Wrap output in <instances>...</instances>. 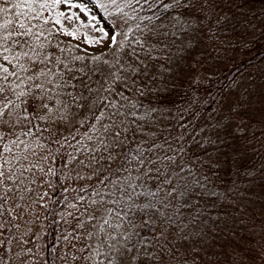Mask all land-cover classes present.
<instances>
[{
    "label": "snow or ice",
    "instance_id": "snow-or-ice-1",
    "mask_svg": "<svg viewBox=\"0 0 264 264\" xmlns=\"http://www.w3.org/2000/svg\"><path fill=\"white\" fill-rule=\"evenodd\" d=\"M227 20L221 0H0V264H36L20 220L49 197L37 187L75 210L57 208L77 221L65 264H201L209 225L239 204L217 173L243 124L201 118L195 95L159 113L138 97Z\"/></svg>",
    "mask_w": 264,
    "mask_h": 264
},
{
    "label": "trees",
    "instance_id": "trees-1",
    "mask_svg": "<svg viewBox=\"0 0 264 264\" xmlns=\"http://www.w3.org/2000/svg\"><path fill=\"white\" fill-rule=\"evenodd\" d=\"M221 9L228 16L226 34L215 42L206 39L192 57L142 85L138 103L143 105L141 111H175L191 94L200 98L201 118L223 116L224 123L243 124L244 135L229 133L224 144L226 152L242 149L238 161L223 165L217 173V183L224 188L238 184L239 204L227 206L228 215L215 227L209 225L201 264H264V0H221ZM235 163L252 174H238ZM46 190L49 197L44 201L32 194L34 203L21 213L20 231L36 264H65L63 254L71 256L70 243L76 242H65L63 237L77 221L73 215H58L57 208L61 213L75 210L55 205L51 189L36 188L39 193Z\"/></svg>",
    "mask_w": 264,
    "mask_h": 264
},
{
    "label": "rangeland",
    "instance_id": "rangeland-1",
    "mask_svg": "<svg viewBox=\"0 0 264 264\" xmlns=\"http://www.w3.org/2000/svg\"><path fill=\"white\" fill-rule=\"evenodd\" d=\"M74 2H80V0H74ZM71 11L75 12L77 10L76 9H71ZM65 25H66V27L69 28V30L78 29L79 33L81 35H83L85 33V31H86V29L84 27H82L81 24L78 21L77 22H71V23H69L68 21H65ZM99 26L103 27L104 25L102 23H100ZM89 35L96 36L98 34L95 33V32H89ZM60 39L64 40L65 42L71 41L73 44L77 43V41L76 40H72L71 37L61 36Z\"/></svg>",
    "mask_w": 264,
    "mask_h": 264
}]
</instances>
